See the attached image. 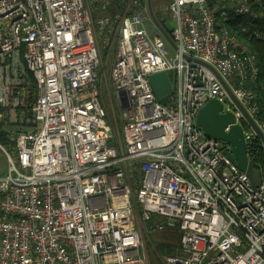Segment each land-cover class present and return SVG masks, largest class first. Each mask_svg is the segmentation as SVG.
I'll return each instance as SVG.
<instances>
[{
  "label": "built area",
  "instance_id": "obj_1",
  "mask_svg": "<svg viewBox=\"0 0 264 264\" xmlns=\"http://www.w3.org/2000/svg\"><path fill=\"white\" fill-rule=\"evenodd\" d=\"M167 10L175 47L146 0H0V120L19 128L0 141V264H147L154 215L164 223L149 229L181 232L165 264H264V174L253 187L196 124L216 100L248 144L256 138L216 73L264 133L246 44L264 42V0H168ZM97 35L114 46L106 80ZM157 73L170 82L165 105L149 82Z\"/></svg>",
  "mask_w": 264,
  "mask_h": 264
},
{
  "label": "water",
  "instance_id": "obj_2",
  "mask_svg": "<svg viewBox=\"0 0 264 264\" xmlns=\"http://www.w3.org/2000/svg\"><path fill=\"white\" fill-rule=\"evenodd\" d=\"M146 2L151 22L154 24L163 38L172 47H175L173 41L165 31L163 26L157 21L151 8L150 0H146ZM198 63L202 64L201 62ZM215 75L222 84L226 93L240 109L247 123L254 131L255 136L260 142L264 153L263 131L245 112L243 107L235 100L234 96L232 95L227 85L223 82V80L216 73ZM149 82L156 99L160 104L165 105L167 103L168 95L171 89L167 75L165 73L153 74L149 76ZM222 111L223 106L220 102L216 100L209 101L198 112L196 117V124L203 131L206 137L221 141L228 146V149L224 150V154L231 162L235 163L240 171L246 173L251 181L252 186L256 188L260 185L262 176L261 172L256 169L254 158H251L249 155L248 143L245 139L244 131L239 124H236L235 117L232 113Z\"/></svg>",
  "mask_w": 264,
  "mask_h": 264
},
{
  "label": "rangeland",
  "instance_id": "obj_3",
  "mask_svg": "<svg viewBox=\"0 0 264 264\" xmlns=\"http://www.w3.org/2000/svg\"><path fill=\"white\" fill-rule=\"evenodd\" d=\"M152 11L157 21L164 26L168 31H171L175 27V20L169 14L168 0H150ZM114 7L111 6L107 10H100L95 13L96 20L103 19L112 16ZM94 15V16H95ZM148 31L154 32V28L151 23H147ZM98 27H96L97 30ZM97 44L99 51L101 52L100 57L102 58L103 65L105 67V80L108 79V70L112 63V57L114 54V46L109 49L106 47L104 41H100L97 35ZM107 49V51H105ZM112 100H115L114 90L111 88ZM103 103L108 112V119L113 123L115 118L119 122L118 117L120 116L118 108L115 106V112L110 107L109 98L107 93L103 95ZM114 124V123H113ZM119 126V123H118ZM120 124V128H121ZM119 130L114 129V135L119 133ZM7 170V162L3 154H0V175L5 174ZM164 219L161 216L154 215L151 221L144 224L147 228V233L144 235V247L147 253V264H165L162 257L167 253L175 254L180 248L181 232L178 226L175 227H164L163 229H149V226H156L162 224Z\"/></svg>",
  "mask_w": 264,
  "mask_h": 264
},
{
  "label": "trees",
  "instance_id": "obj_4",
  "mask_svg": "<svg viewBox=\"0 0 264 264\" xmlns=\"http://www.w3.org/2000/svg\"><path fill=\"white\" fill-rule=\"evenodd\" d=\"M216 0H210V3H214ZM96 18V15L94 16ZM163 28L170 34L164 26ZM231 32H234L232 29ZM239 36V35H238ZM249 51L256 57L258 63V74L255 83L250 85L251 90L255 95L256 103V119L259 123L264 124V42L251 40L246 42ZM107 51V49H105ZM1 111V109H0ZM19 131L16 124L9 123L5 118L0 120V141L3 144L12 143L11 137ZM249 155L255 160L256 169L264 174V153L260 142L257 138L252 139L248 144ZM166 255V254H165ZM164 255V256H165ZM167 255H171L167 253Z\"/></svg>",
  "mask_w": 264,
  "mask_h": 264
},
{
  "label": "crops",
  "instance_id": "obj_5",
  "mask_svg": "<svg viewBox=\"0 0 264 264\" xmlns=\"http://www.w3.org/2000/svg\"><path fill=\"white\" fill-rule=\"evenodd\" d=\"M1 176V175H0ZM144 250H145V248H144ZM145 252H146V250H145ZM147 254V253H146Z\"/></svg>",
  "mask_w": 264,
  "mask_h": 264
}]
</instances>
